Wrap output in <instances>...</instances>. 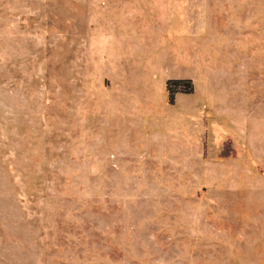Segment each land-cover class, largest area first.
<instances>
[{
  "label": "rangeland",
  "instance_id": "obj_1",
  "mask_svg": "<svg viewBox=\"0 0 264 264\" xmlns=\"http://www.w3.org/2000/svg\"><path fill=\"white\" fill-rule=\"evenodd\" d=\"M258 43L264 0H0V264H264Z\"/></svg>",
  "mask_w": 264,
  "mask_h": 264
},
{
  "label": "crops",
  "instance_id": "obj_2",
  "mask_svg": "<svg viewBox=\"0 0 264 264\" xmlns=\"http://www.w3.org/2000/svg\"><path fill=\"white\" fill-rule=\"evenodd\" d=\"M262 48L264 47L258 43V45L253 48V56L249 53L245 58L244 53L239 54L240 56L238 55V58L234 63L238 78H243L244 85L251 82L256 83V77H258V82H261V80L264 82V49ZM239 52L240 50L237 51V53ZM241 52H243V50H241ZM262 98H264V96H262L261 93V100Z\"/></svg>",
  "mask_w": 264,
  "mask_h": 264
},
{
  "label": "trees",
  "instance_id": "obj_3",
  "mask_svg": "<svg viewBox=\"0 0 264 264\" xmlns=\"http://www.w3.org/2000/svg\"><path fill=\"white\" fill-rule=\"evenodd\" d=\"M182 84H185L186 85V90H184V91H180V90H178L176 87L174 88V86L173 85H175V86H180V85H182ZM167 90H168V92H169V97H168V99H169V101H168V103L170 104V105H174L175 104V95H176V93H179V92H181V93H192V91H193V86H192V83H190V82H186V83H183V81H173V82H170L169 84H168V87H167ZM228 147V146H227ZM229 148V147H228ZM231 151H230V149H224L222 152H221V157H223V158H226V157H228V156H230L231 154Z\"/></svg>",
  "mask_w": 264,
  "mask_h": 264
}]
</instances>
